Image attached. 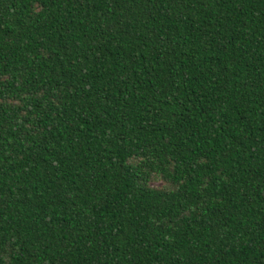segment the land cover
I'll return each mask as SVG.
<instances>
[{
  "label": "trees",
  "instance_id": "trees-1",
  "mask_svg": "<svg viewBox=\"0 0 264 264\" xmlns=\"http://www.w3.org/2000/svg\"><path fill=\"white\" fill-rule=\"evenodd\" d=\"M0 264H264V0H0Z\"/></svg>",
  "mask_w": 264,
  "mask_h": 264
},
{
  "label": "rangeland",
  "instance_id": "rangeland-1",
  "mask_svg": "<svg viewBox=\"0 0 264 264\" xmlns=\"http://www.w3.org/2000/svg\"><path fill=\"white\" fill-rule=\"evenodd\" d=\"M153 185L156 187H160L162 185V183L160 181H154Z\"/></svg>",
  "mask_w": 264,
  "mask_h": 264
}]
</instances>
